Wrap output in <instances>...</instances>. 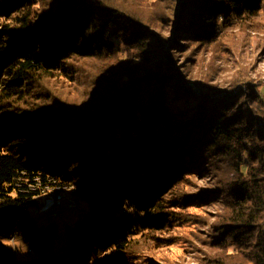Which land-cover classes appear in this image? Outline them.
Masks as SVG:
<instances>
[{
	"label": "trees",
	"instance_id": "1",
	"mask_svg": "<svg viewBox=\"0 0 264 264\" xmlns=\"http://www.w3.org/2000/svg\"><path fill=\"white\" fill-rule=\"evenodd\" d=\"M252 30L264 0H0V264H65L57 228L29 213L50 186L91 203L70 238L96 264H140V246L204 206L220 210L205 264H264V82L238 65L225 87L177 62ZM54 74L86 77L84 94L45 89ZM17 235L36 259L15 260Z\"/></svg>",
	"mask_w": 264,
	"mask_h": 264
},
{
	"label": "rangeland",
	"instance_id": "2",
	"mask_svg": "<svg viewBox=\"0 0 264 264\" xmlns=\"http://www.w3.org/2000/svg\"><path fill=\"white\" fill-rule=\"evenodd\" d=\"M168 13L172 14V11H168ZM187 50L183 54H178L177 62L186 68L192 79L228 87L237 77V66L239 65L243 74H248L256 84L264 82L263 30L238 32L230 40L224 39L223 43L218 46L194 44L189 46ZM93 69L85 66L84 70L81 69V71L88 73L87 71ZM88 74L93 73L89 72ZM53 76L54 78L43 80L45 89H51L63 98L72 96L78 99L84 94L83 83L88 80L86 77L82 76L83 82L81 84L77 80L72 82L65 78L64 80L56 74ZM92 78L89 79V83ZM196 181L197 186L185 191H192L193 193L207 191L213 180L210 181V178L206 177ZM181 192L182 186L175 190L173 197L181 194ZM75 200L78 207L74 210H68L64 204L63 207L42 214L40 212L41 206L37 204L29 209V213L38 226L44 227L51 224L57 228V236L52 243L50 254L62 258L65 264H96L94 254L86 250L80 251L70 238V231L77 230L79 239L82 241L81 227L87 226L91 212L90 202L79 195L75 196ZM219 212V208L214 206L186 209L184 211L186 222L165 232L155 233L154 238L158 241L151 240L140 246L141 252L138 255L141 259L140 264H205L204 259L212 251L210 248L211 226L215 223ZM5 241L12 243L7 244ZM4 243L14 251L17 262L30 261L38 256L24 242L22 236L17 235L11 240H4ZM23 246H26V251L20 250Z\"/></svg>",
	"mask_w": 264,
	"mask_h": 264
},
{
	"label": "built area",
	"instance_id": "3",
	"mask_svg": "<svg viewBox=\"0 0 264 264\" xmlns=\"http://www.w3.org/2000/svg\"><path fill=\"white\" fill-rule=\"evenodd\" d=\"M77 193L78 190L75 186H50L41 190L40 195L36 197V201L41 206L40 212L42 214H47L58 207H63L64 204L68 210H73L78 207L75 200Z\"/></svg>",
	"mask_w": 264,
	"mask_h": 264
},
{
	"label": "clouds",
	"instance_id": "4",
	"mask_svg": "<svg viewBox=\"0 0 264 264\" xmlns=\"http://www.w3.org/2000/svg\"><path fill=\"white\" fill-rule=\"evenodd\" d=\"M5 243H7V244H11L12 242H10V241H5ZM20 250H21V251H26V250H27V249H26V246L21 247Z\"/></svg>",
	"mask_w": 264,
	"mask_h": 264
}]
</instances>
